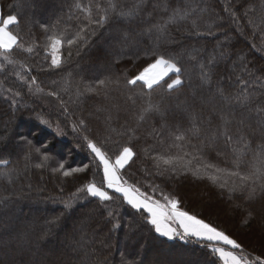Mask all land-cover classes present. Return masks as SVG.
Masks as SVG:
<instances>
[{"label":"trees","instance_id":"16d2710c","mask_svg":"<svg viewBox=\"0 0 264 264\" xmlns=\"http://www.w3.org/2000/svg\"><path fill=\"white\" fill-rule=\"evenodd\" d=\"M97 2L106 6V0H92L94 19L99 18ZM115 2L127 11L136 0ZM72 3L0 0V16L17 15L18 26L13 30L25 47L33 48L31 53L14 49L15 65H6L0 72V81H4L0 86V159L9 161L0 165V264H122L121 253L138 264H219L203 241L168 239L156 233L144 219L147 213L133 209L121 194L109 202L85 192L77 194L89 182H103V166L87 148L85 135L103 141L113 161L123 146L132 147L135 155L120 170L122 179L161 203L165 195L175 197L182 210L240 243L250 259H264V193L258 190L257 198L247 201L246 192L219 187L224 173L205 167L211 164L247 172L256 163L257 146L264 143V124L260 123L264 117V0H145L138 16L113 14L103 27L93 24L88 28L86 43L71 47L65 43L61 66L52 68L45 51L46 36L51 33L42 25L51 29L59 21L58 31L67 29L74 34L87 20L74 8L69 19ZM81 3L86 5L89 0ZM175 8L190 9L188 20L168 25L164 34L159 33L157 27L167 22ZM193 21L198 28H192ZM153 51L176 59L183 69L182 86L168 90L162 82L150 90L142 82L126 84L154 62ZM213 56L216 59L205 73L199 64L207 65ZM16 72L26 79L36 77L31 92ZM238 76L248 84L241 85ZM106 77L119 80V86L112 85L106 95L102 91L77 96L78 87L95 86ZM37 87L44 91L37 92ZM8 88L21 95L13 97ZM49 91H60L67 113L60 100L47 95ZM237 95L249 98L245 105L227 104L223 98ZM149 103L158 105L159 111L143 112ZM38 117L50 120L53 127L41 124ZM222 118L230 123L225 125ZM81 119L85 127L73 131V124ZM241 120L250 141L246 148L237 142ZM193 122L200 129L197 134L188 131ZM57 123L63 134L55 130ZM225 127L233 135L232 142L221 135ZM180 132L191 144L175 140L174 134ZM21 137L31 140L33 147ZM234 148H243V154L234 153ZM185 152L189 155L175 170L162 163L158 168L153 159ZM45 154L50 157L47 161ZM237 155L241 156L239 169L234 165ZM60 163L65 169L85 170L65 177L63 170L53 171ZM213 174L220 176L215 183L208 178ZM109 210L117 212L119 229L110 231Z\"/></svg>","mask_w":264,"mask_h":264},{"label":"snow or ice","instance_id":"6c2138e0","mask_svg":"<svg viewBox=\"0 0 264 264\" xmlns=\"http://www.w3.org/2000/svg\"><path fill=\"white\" fill-rule=\"evenodd\" d=\"M145 3V0H136V2L127 10L124 11L122 8H118L115 0H106V6H102L100 3H95L94 7L97 9L99 18H93V3L92 0H89L88 4H82L81 0H73V3L70 5V15L71 19V9H78L85 14L87 23L84 26L78 27V30L74 34H70L67 29L58 31L59 21L57 24L52 25L51 29L47 25H42L45 32H50V35L46 36L48 44L46 45L45 51L46 55L50 57L51 67L59 68L62 63L61 49L66 43L69 47L76 45L78 43H86L89 35L88 28L91 25H96L103 27L111 17L115 14L119 17H128V16H138L142 11V6ZM165 11H168L167 7L164 8ZM190 15V9H172L171 15L168 16L167 22L157 27V31L161 34H164L167 31L168 25H176L180 21L188 20ZM79 19V17H77ZM18 26V16L15 14H9L6 18L0 16V60L6 62H0V72L6 70V65H15V61L11 58L14 49H21L28 53L33 52L31 46L25 47L21 42V38L18 33L13 29ZM192 28H198L196 21L192 22ZM94 34V33H93ZM197 34H200L197 32ZM211 35V31L208 32ZM127 38V36H126ZM147 54V53H146ZM71 52H69V56ZM155 56L154 62L147 64L143 67L137 75L131 79L126 80L127 85H137V82H142L144 86L148 89H153L155 85L166 84L168 90H174L178 86H182L183 80L181 79L183 75V69L178 65V62L174 57L165 58V55L158 54L155 51L151 53ZM224 54L221 53V56ZM195 59V57H192ZM215 57L209 59L208 64L200 63L199 67L206 73L208 70V65H211L215 61ZM21 68L26 66L21 64ZM30 71V69H29ZM173 74L170 76L169 74ZM15 75L19 76L27 85L28 89L31 92L32 86L37 83L36 77L32 76L30 79H26L24 76H21L19 72H16ZM174 76V78H173ZM168 79H165V78ZM170 80V82H169ZM238 82L241 85H247L246 80L237 77ZM4 81H0V86H2ZM119 86V80H112L111 78L100 79L96 82L95 86L85 85L83 90L79 87L77 88V96L83 95L84 93H93L100 95L103 91L105 95L107 90L112 86ZM67 91V89H62ZM7 91L12 93L13 97H19L21 93L19 91H13L12 88H8ZM37 92H43L42 88L37 87ZM49 96L56 97L60 100L61 106L65 113L68 112V108L65 106V102L61 99L60 91H49L47 93ZM223 96V93H221ZM133 99L132 96L128 97ZM227 104L233 102L239 103L240 105H245L248 97L241 98L239 95L235 97L224 96L223 97ZM135 102V101H133ZM13 104L16 103L15 99L12 101ZM159 111V106H153L149 103L148 107L143 109V112L149 111ZM259 115V113H258ZM40 123L46 125L49 128H52V122L50 120L38 117ZM111 119V117H109ZM144 116L140 115L139 120H143ZM224 119V124L227 125L230 123L226 118ZM195 121V117H193ZM261 124H264V117L260 120ZM85 127V121L80 120L79 124H73V131H77L78 128ZM246 125L244 121H239V126L236 128V135L239 137L238 143H243L244 147H248L250 141L247 139V134L245 132ZM55 130L58 134H63L59 126V123L56 124ZM114 131V129H113ZM132 135H135L133 129L126 130ZM189 132L193 134L199 133L200 129L193 122V125ZM176 141H185L187 144H191V140L187 138L186 134L180 132L179 134H174ZM226 139L227 142H232L233 135L229 133V129L225 127L224 131L221 133ZM215 136V133L213 134ZM87 142V148L95 154V157L98 158L100 164L103 166V182L101 185H97L95 182H89L83 187L77 189V194L80 192H85L88 196L93 198H98L101 202L113 201L115 194H121L123 201L130 205L133 209L137 211L143 210L147 213V216L144 217L148 225H151L152 229L161 236L167 237L169 239L179 238L181 240L187 241L191 237L197 238V242L203 241L205 248H210L211 253L215 254L219 264H264V259H261L260 256L255 257V259H250L248 255L244 254V250L240 243L235 239L231 238L224 231L219 230L216 226H213L211 223L206 222L204 219L198 218L196 215L190 214L188 211L182 210L179 207V200L175 197H169L165 195L163 197L164 203H161L160 200L152 199L146 193L142 192L138 187L132 184H128L127 180L122 179L120 175V170L125 167L131 161L135 155L132 147L123 146L122 150L115 155V160L108 155V152L105 148L103 141H97L90 139L88 136L83 137ZM21 140H24L26 144L31 149L33 147L32 141L28 140L26 137H21ZM176 147H181V145H175ZM193 149L199 151L195 145H192ZM35 152L40 153V148H35ZM243 148H234L233 152L238 154H243ZM189 155L185 152L183 155H159L153 157L156 161V165L159 168L160 164L173 166L175 170V165L180 164L184 161V156ZM48 155L43 156V160H49ZM200 157H194V159H199ZM27 159V157H26ZM240 159L241 156L237 155L234 165L237 169L240 168ZM256 163L252 164L251 168L247 172H241L239 170H229L221 169L215 165H205L207 168H213L215 173H224L225 178L222 183L219 184L220 188H227L229 192L241 191L246 192L247 195L245 199L247 201H252L257 198V192L264 193V143H261L257 146L255 150ZM9 161L7 159H0V165H8ZM188 163H191L190 161ZM42 164H37L36 167H42ZM87 167V166H85ZM63 170V175L65 177L72 176L73 173L83 172L84 168H69L65 169L63 163L59 164L58 169H53V171ZM3 175V174H0ZM214 183L220 179L219 175L213 174L208 177ZM111 190V194L109 192ZM66 207H70V204L66 203ZM107 207V205H105ZM251 215V213H249ZM107 222L112 225L111 230L119 229L121 224L118 219L117 212L109 210L107 212ZM49 223H56V221H50ZM129 230L135 232L134 226L129 224ZM230 246V249L229 247ZM122 264H138L134 258H127L124 253H121ZM215 264V262H214Z\"/></svg>","mask_w":264,"mask_h":264},{"label":"rangeland","instance_id":"374dc122","mask_svg":"<svg viewBox=\"0 0 264 264\" xmlns=\"http://www.w3.org/2000/svg\"><path fill=\"white\" fill-rule=\"evenodd\" d=\"M224 227H226V226H224ZM227 229H229L230 230V228H228V227H226ZM195 238V237H194ZM197 239V238H196Z\"/></svg>","mask_w":264,"mask_h":264},{"label":"crops","instance_id":"0c3cea01","mask_svg":"<svg viewBox=\"0 0 264 264\" xmlns=\"http://www.w3.org/2000/svg\"><path fill=\"white\" fill-rule=\"evenodd\" d=\"M160 235V234H159ZM164 237V236H163ZM165 238H167V237H165ZM169 239V238H168Z\"/></svg>","mask_w":264,"mask_h":264}]
</instances>
